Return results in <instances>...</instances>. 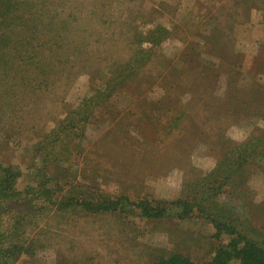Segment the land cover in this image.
<instances>
[{
  "label": "rangeland",
  "instance_id": "obj_1",
  "mask_svg": "<svg viewBox=\"0 0 264 264\" xmlns=\"http://www.w3.org/2000/svg\"><path fill=\"white\" fill-rule=\"evenodd\" d=\"M3 7H23L9 31L32 61L0 102V165L21 192L0 199V264L203 261L232 237L217 220L264 243V0ZM123 196L167 215L83 203Z\"/></svg>",
  "mask_w": 264,
  "mask_h": 264
},
{
  "label": "trees",
  "instance_id": "obj_2",
  "mask_svg": "<svg viewBox=\"0 0 264 264\" xmlns=\"http://www.w3.org/2000/svg\"><path fill=\"white\" fill-rule=\"evenodd\" d=\"M14 1L15 0H0V2L9 6ZM22 9L23 7L20 8V10ZM20 10L10 7L0 8V25H2V27L0 26V63L3 61V57L7 53H9L12 57V63L10 57L5 58L3 65L0 66V87H2L0 88V102L4 101L7 104L12 103L10 100H6L7 90L14 86L11 82L17 77L16 72L18 68H20L19 66H25L32 61V58L30 57V51L32 49L27 48V46H22L17 54L14 53L16 47L19 48L25 41L24 38L18 34H15L14 37H12L11 31H9L12 23L15 21H12V17ZM23 15V13L20 14L17 12L16 16H19L17 19H22ZM4 30H6L5 34L1 36ZM4 49H6V53H4ZM16 60L28 63H16ZM33 64H36V62H33ZM35 67L30 65V67L26 68V72L31 71V74H33L36 70ZM45 83H48V81ZM238 167L243 169L242 163L239 164ZM15 172L16 170L12 171L9 168H4L2 164L0 165V199H10L11 196L21 193L17 190L14 184V180L17 177L14 175ZM17 172L19 173V171ZM128 202L129 204H133V209L135 208L140 210V213L143 216L150 218H163L167 215L166 206L154 205L148 199H141L133 202L129 197L123 196L119 199L106 200L105 202L98 203L95 206L86 200L83 203L87 209L114 211L123 209ZM184 204L187 208L189 207L186 202ZM17 223H19V221ZM238 225L240 227L239 229ZM215 226L218 229L217 235H220V232H223L232 235V237L227 243L219 244L215 249L214 255L210 259L197 261L180 253H173L169 255L161 254L155 258L154 264H231L232 261H237L238 264H264V243L259 240L258 237H254L253 232H255V228L252 225L243 222L239 223L238 221L234 223V221L224 220L221 222L217 220L215 222ZM11 229L15 230V228L12 227ZM17 229L18 228H16V230Z\"/></svg>",
  "mask_w": 264,
  "mask_h": 264
}]
</instances>
